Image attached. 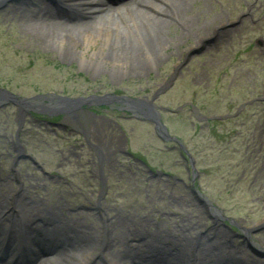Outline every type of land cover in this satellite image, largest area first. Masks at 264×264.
<instances>
[{
  "label": "rangeland",
  "instance_id": "1",
  "mask_svg": "<svg viewBox=\"0 0 264 264\" xmlns=\"http://www.w3.org/2000/svg\"><path fill=\"white\" fill-rule=\"evenodd\" d=\"M44 1L0 0V89L28 98L53 93L72 98L113 94L120 99L150 98L162 89L158 106L174 109L190 103L196 110L164 112L162 121L187 146L198 172L193 177L192 170H185L178 149L169 150L173 144L159 140L150 124L121 118L117 111L95 116L85 112L80 117L83 138L80 131L66 132L31 116L35 114L18 115L14 107L0 104L1 214L7 217L12 206L19 214L31 216L42 215L44 208L52 206L64 208L62 214L75 230L83 229L79 236L85 240L79 243L83 248L94 246L93 235L100 230L106 238L104 222L114 241L113 256L137 239L153 242L171 232L209 234L217 232V223L231 231L236 248L264 262L263 256L246 246L251 239L264 253V0H162L161 12L167 14L157 17L151 11L156 20L144 27L155 53L148 49L150 55L138 56V49L145 54L142 39L125 38L136 64L145 67L143 74L129 71L117 49L100 39L90 45L78 38L73 47L61 37L21 31L20 16L12 10L16 5L38 9L43 3L56 10ZM65 10L68 24L82 23L68 33L77 36L88 28L98 37L103 35L96 31L97 22L83 26V21H90L85 14ZM47 11L53 19H40L65 24L50 8ZM160 19L167 25L159 28ZM246 102L249 106L234 118L215 124L204 120L234 114ZM16 135L47 172L45 176L29 162L17 161L13 175L20 184L10 179L9 155L14 153ZM101 176L104 187L99 196ZM18 188L22 191L15 195ZM202 200L221 217L214 218L200 204ZM22 223L16 224L25 226ZM242 228L251 230V235ZM99 249L92 251L95 258Z\"/></svg>",
  "mask_w": 264,
  "mask_h": 264
},
{
  "label": "bare ground",
  "instance_id": "2",
  "mask_svg": "<svg viewBox=\"0 0 264 264\" xmlns=\"http://www.w3.org/2000/svg\"><path fill=\"white\" fill-rule=\"evenodd\" d=\"M50 3L55 6L56 4L64 7L68 6L79 12L82 10L90 18V21H83V26H89V24L93 25L97 22L95 24L97 25L95 26L96 31H99L103 35L98 37L88 28L87 30L82 29L77 36H74L75 33H68L69 28L81 26L82 23L72 24L71 22L68 24L69 22L65 20L60 21H65V24L51 22L45 10L48 7L53 12H56V10L51 8L49 5L40 6L35 11L28 9L25 5H16L12 11H14L15 15L20 16L19 20L23 23V25L20 26L22 29L21 31H26L27 33L33 32L41 37L49 35L55 38L57 37L56 39H60L61 37V41L67 40L73 47L79 44L78 38L82 40L83 44L86 43L90 45H94L95 40L100 39L103 45H106L113 50L115 48L117 49V56L120 55L121 57H124L126 65L131 67L129 71H137L141 74L146 72L144 69L145 67L136 64V58L130 54L131 44L130 42L128 43L125 38L130 36L132 39H142L141 42L144 45L145 54L143 51H140V49H138L136 53L139 54L138 56L150 55V53L146 51L150 49V45L152 43L151 38L147 37L145 28L147 23H152V21L156 20L155 18H152L153 16H151V11L156 13V15L167 14L165 10L161 12L162 0H133L130 7H126L125 5L115 6L113 8L107 7V9L103 8V3L100 0H56V4H53L52 2ZM41 12L43 13L41 14ZM6 15L9 16L8 13H6ZM41 16L49 19L42 20L40 19ZM137 17H140V22H138ZM166 25L167 21H163L161 19L159 20V28L160 26L163 27ZM186 25L190 26L191 22L188 21ZM140 31H143L144 34L140 35ZM149 33L156 34L152 32ZM144 38H146L149 42L147 43ZM153 39L156 41L154 36ZM156 44L160 47L162 46L160 41H156ZM149 51L155 53L153 52L154 50L152 51L150 49ZM13 203L14 201H11L10 205ZM3 204L4 202L0 200V214L2 213L1 205ZM207 209H209L212 215L219 216V212L217 210L211 208L210 206H208ZM63 211H65L64 208ZM63 211L61 209H57L56 206H52L47 208V216L41 214H37L35 217L31 216V214L22 215L23 221H26L25 226L27 227L22 230V232L25 233V236L28 234L29 240L36 243L47 241V243L50 244L54 239L59 240L61 238L63 239V242L72 244L71 241L78 240L79 236L81 237L83 229L80 228L79 230H75L74 226L70 223V219L62 215ZM200 216L203 217L202 213ZM2 217H4V215H2L1 218ZM6 219H8V216L0 219V250L6 248L9 249L10 247L8 245H14L17 242L15 235L10 232L11 230L7 232L6 228H2V224ZM216 225L217 226H214V228L218 229L217 232L213 231L209 234L206 232H198L194 236H180L179 234L171 232L169 236H159L153 242H146L137 239L134 245L126 247L121 251L117 249L119 255L116 256H113L114 247L110 244L114 245V241L109 238V227L107 225L106 238L104 235L105 231L96 232L95 237L93 235V239L89 236V238L92 239L94 246H89L86 250L80 249L81 251L77 254H74V252L70 254L69 252H63V254L62 251H60V255L62 254L63 257H55L52 259L43 258L39 261V264H88L93 261L100 264H121V259H124L125 255L130 254V249L133 247L139 249L138 252H142L140 253L142 254V257L137 256V259L145 262L150 261L154 264H260V262H254V260L246 253L245 249L236 248V246L231 242L230 230L224 229L217 223ZM188 228L189 226L186 227V229ZM87 229L89 228H86V232L88 231ZM211 230H213V228H211ZM136 231L137 230H133V233L135 234ZM250 231L251 230L247 231V233L249 234ZM226 232L230 234V239H228ZM81 241L85 242V240ZM39 246L43 247L42 245ZM74 247L77 246L74 245ZM97 247H100L99 256L93 258L91 256L92 251L96 250ZM115 247H118V244L115 245ZM234 250H237L240 253L238 256L240 258V262L238 263H234L232 260V256H235ZM139 260L136 261L139 262ZM124 261L128 262L127 260ZM128 263L133 264V261H129Z\"/></svg>",
  "mask_w": 264,
  "mask_h": 264
},
{
  "label": "water",
  "instance_id": "3",
  "mask_svg": "<svg viewBox=\"0 0 264 264\" xmlns=\"http://www.w3.org/2000/svg\"><path fill=\"white\" fill-rule=\"evenodd\" d=\"M2 94V93H1ZM4 94V93H3ZM5 95H7L8 99L18 107V111H34L41 114H65V113H72L75 112L80 105L82 104H103L106 103L109 100H114V98L108 97V96H89V97H76V98H70L66 96H57V95H40L32 98H17L14 95L9 94L8 92H5ZM35 99H41L42 101H47L48 103H38L34 102ZM116 99V98H115ZM129 102H142V100L136 99H127ZM127 102V101H126ZM139 105V109H137L140 112H144L141 109L144 108L146 105L143 103L137 104ZM150 118H152V115H149ZM155 123L160 124L155 119ZM164 128V127H163Z\"/></svg>",
  "mask_w": 264,
  "mask_h": 264
},
{
  "label": "flooded vegetation",
  "instance_id": "4",
  "mask_svg": "<svg viewBox=\"0 0 264 264\" xmlns=\"http://www.w3.org/2000/svg\"><path fill=\"white\" fill-rule=\"evenodd\" d=\"M240 115V114H239ZM238 116V115H237ZM82 130V129H81ZM84 133V132H83ZM15 148L18 147V143L16 142V145L14 146Z\"/></svg>",
  "mask_w": 264,
  "mask_h": 264
}]
</instances>
